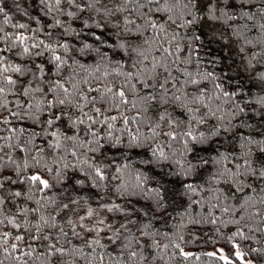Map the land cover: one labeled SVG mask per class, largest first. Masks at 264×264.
Listing matches in <instances>:
<instances>
[{
  "label": "snow or ice",
  "instance_id": "obj_1",
  "mask_svg": "<svg viewBox=\"0 0 264 264\" xmlns=\"http://www.w3.org/2000/svg\"><path fill=\"white\" fill-rule=\"evenodd\" d=\"M11 7L0 264H264V0Z\"/></svg>",
  "mask_w": 264,
  "mask_h": 264
},
{
  "label": "trees",
  "instance_id": "obj_2",
  "mask_svg": "<svg viewBox=\"0 0 264 264\" xmlns=\"http://www.w3.org/2000/svg\"><path fill=\"white\" fill-rule=\"evenodd\" d=\"M37 2L38 0H6V6L10 8V10L13 12V19L14 20H22L26 19L23 16V12L17 11L15 8H12L11 6L13 4H19L21 8L27 10L30 12V14L39 15L37 12ZM219 45H209V49L213 54H216L218 52ZM219 70V69H218ZM136 167H140L138 163L135 165ZM185 239L187 240L189 238V233L195 234V236L200 237L198 241H194L192 244L185 245L189 250H203L208 251L213 248V245L211 243V240L216 239V233L212 230V225H195V224H187L185 226ZM224 230V229H222ZM226 231V230H225ZM203 234V235H202ZM204 237L209 238V242H204ZM161 243H164V238L160 237ZM75 243V241H74ZM220 247H224L226 251L229 253L231 252L230 246L227 245L224 241H221L219 243ZM245 251V259H255V254H248L247 248L242 249ZM42 251V249H41ZM206 258H201V264H204ZM188 264H195L193 261H189ZM237 264H240L238 261Z\"/></svg>",
  "mask_w": 264,
  "mask_h": 264
}]
</instances>
